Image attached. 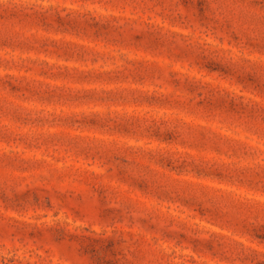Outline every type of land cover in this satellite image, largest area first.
Instances as JSON below:
<instances>
[{
  "label": "rangeland",
  "instance_id": "obj_1",
  "mask_svg": "<svg viewBox=\"0 0 264 264\" xmlns=\"http://www.w3.org/2000/svg\"><path fill=\"white\" fill-rule=\"evenodd\" d=\"M0 264H264V0H0Z\"/></svg>",
  "mask_w": 264,
  "mask_h": 264
}]
</instances>
